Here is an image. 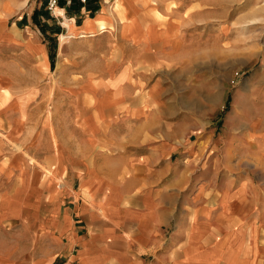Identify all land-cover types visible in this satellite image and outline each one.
<instances>
[{
  "label": "rangeland",
  "instance_id": "rangeland-1",
  "mask_svg": "<svg viewBox=\"0 0 264 264\" xmlns=\"http://www.w3.org/2000/svg\"><path fill=\"white\" fill-rule=\"evenodd\" d=\"M100 1L101 15L77 29L71 18L87 14L66 11L58 23L43 0H0V192L20 191L27 169L51 171L59 153L76 170L93 153L127 192L168 166L157 185L171 203L160 219L172 223L160 231L167 247L187 217L183 193L201 178L261 203L264 0ZM31 35L49 49L50 70ZM152 153L164 156L150 165ZM238 207L232 215L264 237L262 203L247 215Z\"/></svg>",
  "mask_w": 264,
  "mask_h": 264
},
{
  "label": "crops",
  "instance_id": "crops-1",
  "mask_svg": "<svg viewBox=\"0 0 264 264\" xmlns=\"http://www.w3.org/2000/svg\"><path fill=\"white\" fill-rule=\"evenodd\" d=\"M61 2L65 13L87 14L78 25L71 18L77 29L87 20L94 21L103 9L100 0L85 5L77 0ZM92 26L96 28L95 22ZM53 31L54 36L60 33L59 27ZM39 41L31 35L27 43L50 70L49 49ZM64 44L59 45L61 51ZM65 155L57 154V166L46 173L27 169L20 191L0 192V264H264V237L257 223L232 215L235 206L240 215L261 203L264 208V193L259 203L255 194L241 189L219 193L205 189L207 180L199 179L183 193L187 217L167 247L161 244L160 231L172 223L160 219L167 217L171 203L164 198L167 190L157 185L164 173L171 172L168 166L138 179V185L127 192L104 175L103 168H95L93 153L86 155L84 170L67 167ZM163 156L152 153L146 161L155 164ZM198 213L208 221L202 224ZM219 214L226 215L222 222L216 221ZM261 227L264 231V218Z\"/></svg>",
  "mask_w": 264,
  "mask_h": 264
},
{
  "label": "built area",
  "instance_id": "built-area-1",
  "mask_svg": "<svg viewBox=\"0 0 264 264\" xmlns=\"http://www.w3.org/2000/svg\"><path fill=\"white\" fill-rule=\"evenodd\" d=\"M43 1L45 3V7H46V9H47V11L51 17H53L56 20L63 19L64 15H65V7L60 6L61 0H43ZM78 2L82 5H85L87 0H78ZM66 3L69 4L68 0ZM58 10H62L63 15H60L58 13Z\"/></svg>",
  "mask_w": 264,
  "mask_h": 264
},
{
  "label": "bare ground",
  "instance_id": "bare-ground-1",
  "mask_svg": "<svg viewBox=\"0 0 264 264\" xmlns=\"http://www.w3.org/2000/svg\"><path fill=\"white\" fill-rule=\"evenodd\" d=\"M58 13L60 14V15H63V11L62 10H58ZM102 30H105L104 28H102ZM103 32V31H102ZM84 37V36H83Z\"/></svg>",
  "mask_w": 264,
  "mask_h": 264
},
{
  "label": "trees",
  "instance_id": "trees-1",
  "mask_svg": "<svg viewBox=\"0 0 264 264\" xmlns=\"http://www.w3.org/2000/svg\"><path fill=\"white\" fill-rule=\"evenodd\" d=\"M78 1V0H77ZM89 0H87L86 4H88ZM77 4V2H75ZM79 3V2H78ZM80 4V3H79ZM60 6H62V2L60 3Z\"/></svg>",
  "mask_w": 264,
  "mask_h": 264
}]
</instances>
